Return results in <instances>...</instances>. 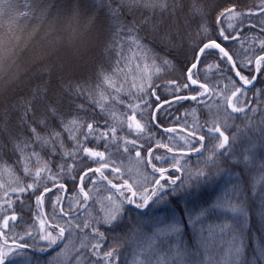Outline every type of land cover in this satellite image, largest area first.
Returning <instances> with one entry per match:
<instances>
[{
    "label": "trees",
    "instance_id": "1",
    "mask_svg": "<svg viewBox=\"0 0 264 264\" xmlns=\"http://www.w3.org/2000/svg\"><path fill=\"white\" fill-rule=\"evenodd\" d=\"M85 1L89 4L90 11L97 12L96 23H104L105 32L101 45L96 50L100 53V58L95 53L92 64L75 71L69 67V71L64 69L60 73L55 63L57 59L63 64L60 55H43V58L26 65L23 72L18 74V83L22 87L17 89L18 83H13L12 91L3 98L0 112L6 108L10 110L11 105L21 97L29 96L32 88L47 81L50 84L49 100L61 101L59 108L66 119L73 116L80 118L85 125L77 134L81 143L92 151L103 153L104 159L89 157L77 149L75 142L68 139L67 132L63 133V150L52 152L48 147L35 146L41 157L39 167L43 168L46 163L48 169L42 171L39 177L35 175V170H31V166L29 173L25 174L23 168L16 164L14 154H3L0 169L5 168L6 163L13 169L11 172L19 182L16 191L6 197L0 196V231L8 232V243L27 244L37 251L42 248L48 250L53 246L40 242L39 237L47 232L58 235L59 225L65 228V239L57 250H52L46 256L20 250L27 255L31 264H105L103 259L93 255L91 246L97 242L102 245L99 249L101 254L115 248L116 256L110 264H136L139 257H143L144 264H152L147 255H141L148 252L142 245L145 240H148V244L151 243L153 233L158 234L159 229L171 224L174 211L179 220L185 221L183 238L187 239V247L191 252L196 251L200 246L194 244L188 215L191 214L195 219L201 210L207 209L200 216L199 223L220 224L217 212L227 211L222 208L213 211V204L224 197L226 190L230 192L232 186L239 182L253 209L250 225H245L244 232L247 258L251 264H264V260L254 259V249H259L264 244V224L255 215L256 206L260 203L261 196H264V169L261 167L264 165V68L258 72L255 85L245 88L236 77L231 62L226 57L222 58L223 54L219 49L210 48L192 73L197 83H190L187 76L194 62L193 58L196 61L198 57L199 47L203 43L215 41L232 57L236 69L242 75L253 78V82L256 75L255 61L258 56L264 55L261 47V41H264V31H261L264 27L261 0H206L210 7L204 18L185 16L188 8V0H185L180 34L174 36V45L162 44L148 32L140 33L147 37V49L142 52L145 54L143 64L145 65V61L150 65L154 62L161 70H151L150 80H146L141 91L128 93L121 87L120 94L106 92L110 86L103 82L101 73L112 75L117 87L124 86L125 82L121 77L123 71L117 70L126 69V58L138 50L129 48L128 36L110 47L113 38L108 30L106 10L93 7L94 0ZM233 6L244 14L233 19L219 17L220 11ZM56 10L57 7L51 1L0 0V50L5 49L1 53L7 54L12 45L22 44L26 34L36 26H40V29L36 30L35 42L41 43L44 36L51 41L55 34L50 25H53L51 22L54 18L58 19ZM24 12L29 14L24 16ZM201 25L207 28V32L200 31ZM221 31L229 38L224 39ZM61 40L58 46L63 45L64 39ZM120 44H123V49ZM161 57L169 60L170 65H162ZM2 67L3 62H0V69ZM137 74L140 72L137 71ZM149 83L151 87L148 86ZM185 84L188 87H184ZM201 84L208 87L209 94L203 98H189L202 92ZM69 85H83L88 91L80 96L73 94L70 102L65 92ZM237 88L242 91L233 103L242 106L243 112H233L225 104L224 97L230 96ZM103 89L107 93V101L98 104L97 96ZM181 97L188 98L180 99ZM170 99L176 100L169 102ZM162 102L167 103L158 110L156 121L161 127L172 128L169 133L159 130L152 121L155 108ZM81 104L83 109L77 107ZM36 111L37 115L43 111L41 102H38ZM9 114L12 128L19 131L16 128L18 113L10 111ZM136 121L143 125V132L136 128ZM51 123L53 127H59L58 121L53 120ZM89 123L93 125L91 134L86 128ZM214 125L229 137V143L224 149L217 147L222 141L220 134L209 131ZM201 137L205 140L204 144ZM182 140L186 145H180ZM172 146L173 150L169 151ZM196 146H201L199 154L190 156L188 152L195 150ZM66 152L72 154L66 155ZM140 159L145 160L143 169L149 175L146 188L151 192L157 189L151 168H162L166 176L161 183L165 186L164 191L153 196L151 205L144 211L128 206L131 193L113 187L131 181L133 175L128 171L127 165ZM35 162L33 160L32 164ZM105 163L107 167H101ZM90 169L92 171L85 177L83 187H80L81 176ZM200 171L211 172L210 179L205 181L204 177L197 178L196 174ZM191 176H194V181H191ZM174 177H177L176 183L171 184ZM28 185L32 187H27ZM189 186L195 189L191 195H170L173 188L187 189ZM65 187L67 192L63 198ZM48 190L50 191L47 192ZM138 192L140 193L135 189V200L140 198ZM42 195V202L38 203V197L41 198ZM106 195L113 196L121 203L116 221L105 222L107 217L103 216L98 205V199ZM63 199L61 213L59 207ZM87 201L88 207L82 214L73 218L63 215L80 211ZM12 215L16 219H9V227L4 229L3 219ZM226 222L223 221V224ZM95 230L103 233V240L95 234ZM232 230L236 231L237 225L231 228V232ZM21 236L23 240L20 239ZM0 239L2 241L4 237ZM163 239L165 243L158 245L167 253L172 246V237Z\"/></svg>",
    "mask_w": 264,
    "mask_h": 264
},
{
    "label": "snow or ice",
    "instance_id": "2",
    "mask_svg": "<svg viewBox=\"0 0 264 264\" xmlns=\"http://www.w3.org/2000/svg\"><path fill=\"white\" fill-rule=\"evenodd\" d=\"M184 3L185 0H94L93 7L97 9L103 8L106 10L108 17V30L111 32L113 38L112 42L110 43V47L114 46L115 44H119L120 39H122L124 36H128L130 38V49L134 47L140 52H145L147 49V37L141 36V32H148L152 35L153 39L159 40L162 44L174 45V36H179L180 34V20L181 14H184ZM209 7L210 5L206 3V0H188L187 13L184 15L204 18L208 14ZM260 7L261 10L264 11V0H261ZM28 14L29 12L23 13L24 16H27ZM71 14L76 17L81 14L80 0H76V3L72 6ZM243 14L244 13L238 12L235 6H233L220 11L219 17H228L229 19H233L238 18ZM97 18V12L93 11L88 17L89 24H95ZM200 31L207 32V28L201 25ZM261 31H264V27L261 28ZM197 35H199V33H197ZM221 35L224 36V39L229 38L228 36L224 35L223 31H221ZM120 47L123 49V44H120ZM261 47L264 49V41H261ZM210 48L219 49L220 53L223 54L222 58L226 57L230 62L232 61V57L229 56L228 52L225 51V49L215 41L203 43V46L199 47L198 50L200 54L203 55L205 50ZM90 51V45L87 42L82 41L80 46L74 49L73 56L78 60H87ZM160 59L162 65H170L171 63L169 60L163 57ZM193 59L194 62L191 64V67L196 68L197 64L195 62V57ZM255 66L257 72L264 68V55L258 56L255 61ZM233 67H236L234 63ZM150 68L154 69L156 72L161 70L160 66L156 65L154 62ZM150 68L148 65H144L146 78L148 80H150L151 77ZM45 71H48V69H45ZM117 71H123V69H118ZM236 75L239 76L240 81H242L244 85H249L252 83L253 78L246 77L239 71H237ZM101 77L105 84L109 85L110 87H115L117 92L120 91V87L116 86V81L113 79L112 75L102 72ZM188 80H190L193 85L197 83L196 79H193V74L190 71L188 72ZM148 86L151 87V84L149 83ZM97 87H99V85H97ZM184 87H188V84H185ZM200 87L205 88V85L201 84ZM49 90L50 84L49 82L45 81L44 83L32 88L29 96L21 97L17 102L13 103L10 110L6 108L0 112V160L3 159V154L10 152L16 156V164L23 168L25 174H28L33 160H35L37 165H39L41 159L40 153L35 150V146L40 145L41 147H48L52 152L63 150L65 148L63 137L64 132L68 133V139L75 142L77 149L83 151L89 157H98L100 160H103V153L92 151L81 143L77 134L80 132L81 128L85 127V125L81 122L80 118L78 116H73L71 119H66L65 115L60 111L59 108L61 101L49 100ZM85 91L88 90L85 89L83 85H76L75 87L69 85L68 88L65 89V92L69 96L70 102V98L73 94L80 96L84 94ZM241 91L242 89L237 88L231 93L230 96L224 97L225 104L230 107L233 112L244 111V108L238 103H233V100L238 98V93ZM101 95L103 97V94ZM201 95H204V93H201ZM187 98L188 97H181L180 99ZM191 99H196V97L193 96ZM38 102L43 104V111L39 115H37L36 111ZM97 103L99 104L98 101ZM77 107L83 109L82 104L78 105ZM10 111L18 113L16 128H18L19 131H14L11 126V118L9 114ZM53 120L58 121V128L53 127L51 123ZM135 123L136 128L140 132H143V125H141L138 121ZM129 127H131V125H129ZM86 128L88 133L91 134L93 131V125L89 123L86 125ZM209 131H215L219 133L220 137H222V141L217 145V147L220 149L226 148V145L229 143V137L224 135L220 127L214 125L213 128L209 129ZM86 138L87 137H85V139ZM201 139H203V137H201ZM169 151H171V149H169ZM65 154L71 155L72 153L66 152ZM137 155L139 156L140 154L137 153ZM157 159H159V157H157ZM245 166L247 167V164ZM101 167H107V164L105 163L101 165ZM261 167L264 169V165ZM46 170L48 169L45 163L43 168H36L35 175L39 177L41 172ZM176 170L180 171L179 168ZM5 171L11 172L13 169L5 163ZM154 171L163 172L162 169L156 168H154ZM86 174L87 173H85V175ZM196 176L197 178L204 177L205 181H207L211 177V172L205 173L200 171L197 172ZM163 178L164 177L161 176V179ZM156 183L159 185V181ZM170 183L175 184L176 181L172 180ZM27 187H32V185H28ZM61 187H63V185H61ZM113 187H116V185H113ZM164 189V185H159L156 190L152 191L146 196H141V203H136V207L143 208L147 206L152 196L158 195L160 192H163ZM194 190L195 189L192 186H189L187 189L173 188L170 195H191ZM20 191H24V189H20ZM81 191H83V188ZM129 191H131L130 188ZM132 195L135 197L136 193L132 192ZM245 195V191L240 188V184L237 182L232 186L230 192L226 190L222 199L214 202L212 210L214 211L216 208H222L225 211L231 212L234 215L241 217L243 225H250L253 209L249 206ZM39 202H42V198L40 197H38V203ZM127 202L134 203V201L131 199H128ZM119 211V208L115 209L108 215L105 222L116 221ZM206 212L207 209L201 210L195 219L191 214H189L188 222L194 225L197 221H199L200 216L204 215ZM255 215L258 217V220L264 224V196H261L260 203L256 206ZM9 219L14 221L16 217L14 215L5 217L3 219L4 229H8ZM85 227H87V225H85ZM184 227V220H174V222L168 226L165 232L162 234H154L150 238L151 243L149 244V248H155L157 243L161 245L164 244L165 240L163 237H173L174 239L171 240L172 246L169 247V252L174 253L173 259L175 264H189V262L186 261V258H194L195 253L190 252L189 248L184 244ZM57 228L59 229L58 235H54L52 232H47L46 234L41 235L39 238L46 240L48 245H56L59 239H63L65 232V228L60 227L59 225H57ZM220 230L223 232L225 227L221 226ZM244 232L245 228L243 226L239 227V232L232 230L231 241L228 245V256L224 258V264H251L246 254L247 245L244 241ZM95 234L99 235L101 240L104 239L103 233L98 232V230H95ZM0 236L4 237L3 247H0V264H6V261L9 260L13 255L20 257L24 261V264H31V261L28 259L27 255L20 251L26 249L28 247L27 244L14 243V245H9L7 240V231H0ZM20 239L23 240L24 238L21 236ZM203 243L204 242L202 241L201 246H203ZM91 247L94 250L93 255L103 259L105 264H110V262L115 259V248L109 251H104L101 254L99 249L102 247V245L99 242L92 245ZM40 250L44 251L45 249L42 248ZM196 251L198 252L199 248H197ZM254 259L258 261L264 260V244H261L259 249H254Z\"/></svg>",
    "mask_w": 264,
    "mask_h": 264
},
{
    "label": "rangeland",
    "instance_id": "3",
    "mask_svg": "<svg viewBox=\"0 0 264 264\" xmlns=\"http://www.w3.org/2000/svg\"><path fill=\"white\" fill-rule=\"evenodd\" d=\"M46 1H51V4L57 7V10L55 12L58 15V19L56 20L54 18L51 22L53 25H50L53 26L51 29H53L52 31L55 34L54 38H52V40L50 41L49 38H45L46 36H44L41 43L35 42L36 30L40 29V26H36L34 29L29 31L28 34H26L24 42L22 44H20L19 46L12 45L13 48H8L7 54L1 53L5 51V49L0 50V62H3V67L2 69H0V106L4 103L3 98L6 97L9 92L12 91L11 89L13 83H18V74L20 72H23L22 70L26 68V65H29L31 62H35L43 58V55H48L51 53H56L57 55H60L59 58H61V61L63 63L62 65L58 62L57 59H55L57 69L60 73H62L64 69H67L66 71H69V67L72 71L83 69L84 67L88 66V64H90L92 60L95 59V53H97V56H99L100 58V53L98 54L96 50L101 45L103 33L105 32L104 23L102 21H98L95 24H89L88 17L92 13V11H90L89 4L85 0H80L81 14L76 17L71 14L72 6L76 3V0H45V2ZM53 17H55V14L53 15ZM59 27L62 28V30ZM55 31L57 32L55 33ZM61 38L64 39V43L63 45L58 46V43H60L59 41L61 40ZM82 41L87 42L91 47V51L87 60H78L73 56L74 49L80 46ZM61 49H63L62 52ZM143 57H145V54H143L139 50H135L134 52L128 55V57L126 58L127 68L123 69V73L121 76L125 83L124 86H120V91L122 90L121 87L128 93H136L144 89L146 80L148 79L145 77L146 71L144 69ZM145 65H148L149 68L151 66L150 64L146 63V61ZM151 70L154 69L150 68V71ZM137 71H139L140 74H137ZM30 78H33V76H31ZM21 87L22 85H20L19 83L16 86L17 89H20ZM115 89V87H109L106 92L109 93L111 91L116 94H120V92H117ZM14 90L15 89H13V91ZM107 93H105L103 89L100 92V95L98 94L97 99L99 103H106ZM101 94H103V97ZM130 128L133 127L131 126ZM180 145L184 146L186 144L182 140L180 142ZM169 149L173 150V146ZM199 149H201V146H196L195 150L191 151V153H197ZM144 162L145 160L140 159L137 161H131L127 165L128 171L133 175L131 181L128 180L127 182L132 186L134 190L137 189L140 191V193L138 192L140 197L146 196L147 194L151 193L149 188H146V184L149 180V175L143 169L145 164ZM136 164L137 166H135ZM30 166L31 170H36L37 167L41 166V163L37 165V163L35 162ZM156 169L162 168L156 167ZM154 177L155 183L159 181V176ZM173 179L176 180L177 177H174ZM191 181H194V176H191ZM18 183L19 182L13 172L5 171V168L0 169V196L6 197L7 195H9V193L14 192V190L16 191V185ZM159 185L162 184L159 183ZM127 192L130 193L129 190H127ZM152 198L148 202L149 206L151 205L150 202ZM134 202L136 205V203H141V200L139 198V200H135ZM98 205L100 207V210L102 211L103 216L108 217V215L112 213L115 209L120 208L121 203L118 199L114 198L113 196L106 195L104 196V198L98 199ZM173 216L174 217L171 223H173L174 220H179L178 214L175 211L173 212ZM217 216L219 219H221L220 224H206L204 222L199 223L200 220L197 224L195 223L193 225L191 223L192 226L190 228L192 229L191 234L194 236V244L197 247L198 245L200 246L199 248H201V252L192 251L195 253L194 258L190 257L191 260H189V258H186V261H188L189 264H219L221 262L224 263V258L228 256V245L231 241L232 233L231 228L237 225L236 232H239L240 226H243L245 228V225L242 224V218L238 217L237 215H234L231 212L218 211ZM223 221L227 222L223 224ZM168 226L169 225H167V227L163 229H159L158 233L162 234L163 232H165ZM221 226L225 227V230L223 232H221L220 230ZM154 230L156 231V229ZM172 239L174 238L172 237ZM40 240V242L47 243L46 240ZM61 240L62 239H59L57 241V244L60 243ZM186 241L187 239L184 240V244L185 246H188ZM202 241L204 242L203 246H201ZM2 243L3 242L0 239V247H2ZM149 244L148 240H145L144 245L142 246L148 252L143 253L141 255H147L152 264H175V261L173 259L174 253H164L163 248L158 245L159 243H157L155 248H149ZM17 258V256L13 255L6 262H11L10 264H24V262L20 261L22 259ZM16 261L18 263H16ZM136 264H144L143 257H139Z\"/></svg>",
    "mask_w": 264,
    "mask_h": 264
},
{
    "label": "water",
    "instance_id": "4",
    "mask_svg": "<svg viewBox=\"0 0 264 264\" xmlns=\"http://www.w3.org/2000/svg\"><path fill=\"white\" fill-rule=\"evenodd\" d=\"M221 47H222V46H221ZM206 50H208V49H206ZM206 50H205V52H206ZM203 55H204V54H203ZM203 55H201L200 52H199V54H198V58H197V60H196V64H197L196 67L199 66V64H200V62H201V59H202ZM229 56H230V55H229ZM231 64L233 65V61H231ZM194 69H195V68H191L189 71L192 73ZM234 69H235V74H236L238 70L236 69V67H235ZM189 71H188V72H189ZM188 72H187V76H188ZM236 77L240 80L239 76L236 75ZM256 79H257V74L255 75V79H254V82H253L252 85H248V86H247V85H244L243 83H242V85H243L244 87H246V88H252V87L254 86L255 82H256ZM189 82L191 83L190 80H189ZM204 90H205L204 95H199V96H195V97H196V98H203V97L207 96L208 93H209L208 87L205 86ZM206 90H207V91H206ZM174 100H176V99H170L169 102H170V101H174ZM166 103H167V102H162V103H160V104L156 107V109H155V111H154V113H153V116H152V120H153L154 125H155L159 130H161V131H163V132H170V131H172L171 128H163V127L159 126V125L157 124V122H156V114H157L158 109L162 108L164 105H166ZM203 142H204V140H203ZM180 153H181V154H188L187 152H180ZM189 155H190V156H196L197 154L189 153ZM91 171H92V170H88V171L85 172V173H87L86 175H85V173H84V174L81 176V178H80V187L83 186V181H84L85 177H86ZM94 171L99 172L98 169H94ZM151 171H152L153 174H155V175H161V174H162V172L154 171L153 169H151ZM163 179H164V178H163ZM163 179L160 178L159 182H161ZM129 188L131 189V194H132V192H135L134 189L131 187V185H130L129 183H124V184L119 185V186L116 187L117 190H124V189H129ZM49 191H50V190H48L47 192H49ZM66 192H67V188L65 187V188H64L63 198H65V196H66ZM42 197H43V195L41 196V198H42ZM131 198L134 199V196L132 195ZM63 203H64V199H63V201H62V203L60 204V207H59L61 213H63ZM88 204H89V201H87L86 205H85L80 211H78V212H76V213H73V214H63V215H64L66 218H73V217H76V216L82 214V213L86 210V208L88 207ZM128 206H129L130 208H132V209H135V210L144 211V210H146V208H147L149 205H147V206H145V207H143V208H137L136 205H135L134 203H128ZM0 237L3 238L2 236H0ZM64 239H65V236L63 235V239L60 241V243H58L57 245H55V246H53V247H51L50 249L45 250V251H37V250H35V249L31 248V247H27L25 250L30 251L31 253L36 254V255L46 256V255L49 254L52 250H57L58 248H60V247L62 246L63 242H64ZM14 243H15V242H11V243H8V244H9V245H14Z\"/></svg>",
    "mask_w": 264,
    "mask_h": 264
},
{
    "label": "flooded vegetation",
    "instance_id": "5",
    "mask_svg": "<svg viewBox=\"0 0 264 264\" xmlns=\"http://www.w3.org/2000/svg\"><path fill=\"white\" fill-rule=\"evenodd\" d=\"M163 177H164V179H165V177H166V176H165V172H164V175H163ZM164 179H163V180H164Z\"/></svg>",
    "mask_w": 264,
    "mask_h": 264
}]
</instances>
